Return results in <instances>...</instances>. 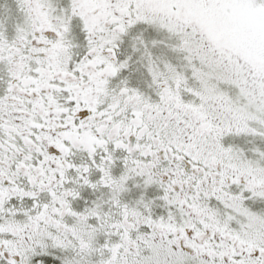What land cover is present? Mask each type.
<instances>
[{
	"label": "snow or ice",
	"instance_id": "obj_1",
	"mask_svg": "<svg viewBox=\"0 0 264 264\" xmlns=\"http://www.w3.org/2000/svg\"><path fill=\"white\" fill-rule=\"evenodd\" d=\"M0 264H264V0H0Z\"/></svg>",
	"mask_w": 264,
	"mask_h": 264
}]
</instances>
